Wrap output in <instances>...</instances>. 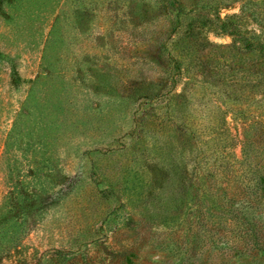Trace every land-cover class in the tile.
Returning <instances> with one entry per match:
<instances>
[{"label": "rangeland", "instance_id": "rangeland-1", "mask_svg": "<svg viewBox=\"0 0 264 264\" xmlns=\"http://www.w3.org/2000/svg\"><path fill=\"white\" fill-rule=\"evenodd\" d=\"M215 2L264 34V0ZM169 26L157 0H0V264H264L258 239L196 223L189 209L208 107L221 104L240 138L231 111L249 105L247 81L236 71L234 86L219 88L221 69L203 81L194 64L187 75L202 81H159ZM236 58L247 70V56ZM146 95L157 96L147 118ZM254 133L253 144L264 138ZM223 142L240 157L235 138Z\"/></svg>", "mask_w": 264, "mask_h": 264}, {"label": "trees", "instance_id": "trees-1", "mask_svg": "<svg viewBox=\"0 0 264 264\" xmlns=\"http://www.w3.org/2000/svg\"><path fill=\"white\" fill-rule=\"evenodd\" d=\"M219 5L215 0H191L189 5L185 0H157L158 9L167 14L170 22L158 53V57H166L169 67L164 71L166 77L159 81L175 82L185 76V81H202L196 76L187 75L190 65L194 64L201 68L203 75L208 76L203 81L218 80L221 69L219 80L223 82L218 86L227 88L234 86L233 81L236 80L231 79L234 73L242 72L240 81H247L251 92L250 103L246 106L240 101L234 109L239 113L231 111L234 118L241 120V137L232 135L224 117L223 106L213 101L215 106L208 107L206 113L207 136L201 156L204 161L189 179L190 187L197 192L192 193L193 202L189 204V209L197 217L196 223H224L228 225L226 227L238 231L239 238H246L249 234L258 239L253 248L257 255L253 254V257L264 259V244L259 242V232L264 233V219L259 216L264 212V138L261 141L255 140L254 144L249 139L252 131L261 132L264 137V34L256 29H243L240 21L247 18V14L222 17ZM209 29L228 33L231 42L219 45L210 41L206 36ZM206 47L222 49L223 55H215L210 60L201 59L200 49ZM243 55L247 56V70L243 66L246 60L240 62L236 58H243ZM173 86L169 88L170 92ZM155 98L153 95L144 98L146 118L157 112L146 108ZM234 138L237 142H233ZM226 140L241 145L240 157H234V152L228 150L223 142ZM233 175L239 182L238 192L231 188L230 179ZM199 177L202 179L200 185L196 183Z\"/></svg>", "mask_w": 264, "mask_h": 264}]
</instances>
